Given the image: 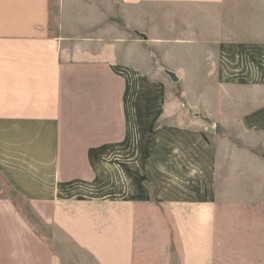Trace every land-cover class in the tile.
Instances as JSON below:
<instances>
[{"label":"crops","instance_id":"obj_1","mask_svg":"<svg viewBox=\"0 0 264 264\" xmlns=\"http://www.w3.org/2000/svg\"><path fill=\"white\" fill-rule=\"evenodd\" d=\"M225 3L0 0V264H215L218 244L258 235L264 125L255 149L210 141L117 38L86 37L107 20L144 36L151 6L206 12L212 36Z\"/></svg>","mask_w":264,"mask_h":264},{"label":"rangeland","instance_id":"obj_2","mask_svg":"<svg viewBox=\"0 0 264 264\" xmlns=\"http://www.w3.org/2000/svg\"><path fill=\"white\" fill-rule=\"evenodd\" d=\"M225 1L222 9L212 10V36L206 12L151 6L138 31L144 36L127 30L121 20L117 33L107 20L86 37L107 44L117 38L119 58L149 73L152 86H160L162 105L181 108L184 124L197 122L210 141H229L237 151L247 146L242 138L255 149L258 131L250 129L264 125V0ZM111 31L116 33L110 36ZM224 174L233 172L225 169ZM22 207L31 222L40 224ZM260 229L255 238L240 233L218 244L215 264H264V225Z\"/></svg>","mask_w":264,"mask_h":264}]
</instances>
